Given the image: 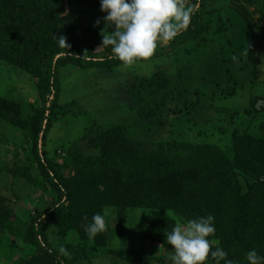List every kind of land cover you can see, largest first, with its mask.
<instances>
[{
	"label": "trees",
	"instance_id": "trees-1",
	"mask_svg": "<svg viewBox=\"0 0 264 264\" xmlns=\"http://www.w3.org/2000/svg\"><path fill=\"white\" fill-rule=\"evenodd\" d=\"M226 1L251 28V18L236 5L238 0H199V11L188 28L167 44H158V54H176L213 35L224 62L226 47L232 49L233 24L221 8L208 6ZM93 9L102 13L100 0H0V61L29 74L38 100L37 106L26 105L28 115L22 117L20 105L0 97V121L27 135L30 155L26 165L5 171L49 194L47 206L28 214L23 228L15 224L16 205L0 196V233L20 238L29 248L12 264H58V249L47 239L51 226L62 239L74 233L83 255L96 254L109 230L106 216V229L94 239L84 228L105 209L116 216L119 230L133 209L150 213L147 238L170 249L165 235L176 223L170 213L184 221L211 214L215 227L209 237L211 250L222 248L233 264H248L246 253L252 249L264 256V121L258 123V136L232 133V157L218 141L200 134L188 138L193 129H208L221 138L235 115L216 109L212 102L235 97L243 79L228 69L222 71L217 59L201 61L195 71L180 67L169 74L163 68L149 77H136L127 85L134 112L130 119L107 129L90 122L81 139L87 152L59 155L60 164L48 157L44 150L48 134L70 106L58 103L61 69L112 71L125 64L109 58L110 47L97 51L100 29L85 22ZM62 37L66 47L58 41ZM247 55L254 62L252 46ZM214 70L222 73V80L211 74ZM258 106L254 104L255 109ZM165 124L185 127L187 138H171ZM61 168L70 174L64 176ZM32 170L38 171L40 181ZM134 248L110 254L121 264H159ZM60 260L73 264L63 256ZM204 264L215 261L209 257Z\"/></svg>",
	"mask_w": 264,
	"mask_h": 264
},
{
	"label": "rangeland",
	"instance_id": "rangeland-1",
	"mask_svg": "<svg viewBox=\"0 0 264 264\" xmlns=\"http://www.w3.org/2000/svg\"><path fill=\"white\" fill-rule=\"evenodd\" d=\"M251 3V4H250ZM237 6L243 7L251 20V28L242 20L232 3L221 2L209 5V8H221L233 24L232 49L226 47L225 60L221 62L217 54L218 40L209 35L199 43L183 48L176 54L160 55L157 47L153 56L138 60L132 64H124L112 71L100 69L79 70L65 67L60 73L59 106H69L68 113L63 115L51 128L44 150L49 158L57 159L62 163L59 155L69 152L85 153L87 149L82 142L86 126L90 122L98 123L107 129L117 126L130 119L134 112L131 110V98L127 85L136 77H149L157 70L165 68L173 74L177 68H188L195 71L197 65L207 59L220 64L222 71L228 69L234 75L242 77V88L233 98L226 100H213L216 109L226 110L228 114H235L231 123L221 138L211 130L191 129L190 139L199 136L202 139L219 142L224 153L232 157V133L238 136L244 133L258 136V123L264 121V2L263 0H238ZM104 14L97 10L91 11V16L85 20L94 28L105 27ZM97 20L101 23L96 25ZM114 31V27L109 29ZM100 38L101 35L99 34ZM252 46L253 60H249L247 53ZM174 55V56H172ZM177 58V59H176ZM174 60V61H173ZM213 76L222 80V73L212 71ZM0 97L20 105L22 117L28 115L27 104L38 105L37 92L29 74L17 72L4 62L0 61ZM259 106L255 109L254 104ZM249 112V114L247 113ZM247 115H246V114ZM211 115V114H210ZM165 129H171L170 137L173 139L187 138L185 127L175 124H165ZM29 142L22 130L0 121V196L16 205L17 218L15 224L23 228L27 215H34L38 210L44 209L49 203V194L41 188L33 187L25 181L13 179L5 168H12L27 164V148ZM56 152V153H55ZM58 152V153H57ZM94 153L93 151H90ZM64 176L70 174L69 169H63ZM33 177L40 181L38 171H31ZM176 222L182 218L170 213ZM109 230L106 233L105 244L96 254L86 252L83 255L77 247V236L69 233L66 239L57 236L56 228L51 226L47 231V239L51 245L58 249L63 245L70 256L67 257L73 264H121L118 258L110 252L124 251L133 246L141 255L152 257L159 264H169L168 253L172 249L164 247L147 238V225L150 223V213L138 209L126 214L121 222L122 229H118L116 216L108 211L106 215ZM29 248L18 237H8L0 233V264H12L13 261L28 254ZM157 264V263H156Z\"/></svg>",
	"mask_w": 264,
	"mask_h": 264
},
{
	"label": "clouds",
	"instance_id": "clouds-1",
	"mask_svg": "<svg viewBox=\"0 0 264 264\" xmlns=\"http://www.w3.org/2000/svg\"><path fill=\"white\" fill-rule=\"evenodd\" d=\"M199 0H100V10L105 13V27L100 32L102 37L98 52L111 48L109 58L118 59L125 64L153 56L158 44L164 45L174 40L190 24L192 16L199 11ZM100 20L96 25L99 26ZM114 27V31L109 29ZM59 43L66 47V39L60 38ZM104 214H94L84 231L89 239L106 229ZM215 232L214 217L180 220L165 235L166 243L172 246L168 253L169 264H204L209 257L215 264H233L227 260V252L222 248L212 249L209 239ZM60 256H70L61 245L58 248V264H63ZM248 264H262L264 256L255 249L246 253Z\"/></svg>",
	"mask_w": 264,
	"mask_h": 264
}]
</instances>
